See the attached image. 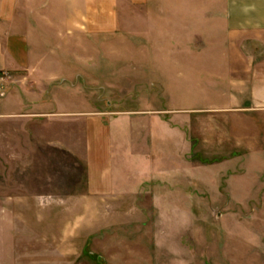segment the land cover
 I'll list each match as a JSON object with an SVG mask.
<instances>
[{
    "label": "rangeland",
    "instance_id": "obj_1",
    "mask_svg": "<svg viewBox=\"0 0 264 264\" xmlns=\"http://www.w3.org/2000/svg\"><path fill=\"white\" fill-rule=\"evenodd\" d=\"M222 3L119 0L123 28L106 51L113 63L93 65L89 80L66 83L75 94L56 100L83 107L81 88L91 113L56 111L53 125L0 114V264H264V131L255 116L218 108V97L214 106L212 74L225 67L212 65L220 50L210 18L195 25ZM24 83L0 73V105ZM136 123L158 157L138 177L120 170L112 197L91 198L89 183L103 186L100 155L131 152ZM29 130L44 139L27 145Z\"/></svg>",
    "mask_w": 264,
    "mask_h": 264
},
{
    "label": "crops",
    "instance_id": "obj_2",
    "mask_svg": "<svg viewBox=\"0 0 264 264\" xmlns=\"http://www.w3.org/2000/svg\"><path fill=\"white\" fill-rule=\"evenodd\" d=\"M222 2V9L195 16L196 28L203 27L202 18H210L206 24L212 35V49L220 50L218 56L213 55L212 65L225 67L212 74L213 104L216 106L218 97V108L229 114L255 116L258 128L264 131V0ZM179 17L180 26L188 27V15ZM122 28L119 0H0V73L18 74L26 82L13 87L0 105V114L7 117L26 112L28 118H48L45 122L53 125L51 120L56 111L67 115L91 113V95L81 88L78 91L85 98L83 107L72 104L59 109L56 100L61 91L66 96L75 94V86L66 83H74L81 76L89 80L93 65L113 63L106 51L109 41L117 38ZM95 50L100 54L94 57ZM124 124L117 121L115 126ZM132 128L136 137L132 138L131 152L123 160L113 156L111 148L107 156L100 155V163H105L100 164L103 186L96 187L90 182L87 193L96 195H90L91 198L112 197L116 193L114 177L120 170L127 176L129 169L136 170L134 174L138 177L141 166L158 157L156 149L145 150L141 144L143 134L139 124ZM25 136L29 146L31 141L44 139L31 130ZM257 140L264 145V132ZM88 150L91 177L96 168L91 144ZM258 155L264 161L263 149Z\"/></svg>",
    "mask_w": 264,
    "mask_h": 264
}]
</instances>
